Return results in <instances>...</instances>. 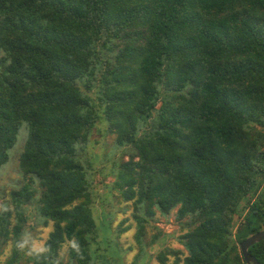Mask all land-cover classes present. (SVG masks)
Segmentation results:
<instances>
[{"label": "trees", "instance_id": "16d2710c", "mask_svg": "<svg viewBox=\"0 0 264 264\" xmlns=\"http://www.w3.org/2000/svg\"><path fill=\"white\" fill-rule=\"evenodd\" d=\"M23 127L5 264H110L98 185L132 209L138 256L175 212L186 253L159 264H246L264 229V0H0V168ZM103 134L123 155L110 184L90 152ZM34 225L51 227L41 250ZM248 252L264 264V240Z\"/></svg>", "mask_w": 264, "mask_h": 264}, {"label": "rangeland", "instance_id": "374dc122", "mask_svg": "<svg viewBox=\"0 0 264 264\" xmlns=\"http://www.w3.org/2000/svg\"><path fill=\"white\" fill-rule=\"evenodd\" d=\"M99 143L91 147L90 152L93 155H97L98 158L95 160L94 165L96 168L100 169L97 174V180L105 179L107 184H110L113 181V177H110L109 174H106L110 170V166L113 161L119 160L121 153H116L113 157L112 154V143L113 139L110 135L103 134ZM25 128H21L17 142L14 146V150L10 155L9 161L6 165L0 168V208L5 199L8 198L9 192L15 188V185L20 181L21 176L17 170V160L20 152L22 151L24 138H25ZM109 159V162H106L105 158ZM123 157V155H122ZM121 157V158H122ZM113 159V161H112ZM127 155L124 156V160H127ZM97 193L103 194V197L106 196L105 200L109 202L112 201L113 208H108L104 210L106 213L112 211L114 216L112 217V223L108 228L110 229L109 240L102 241L105 238V234L102 230L98 233V241L103 242L104 248L109 252H103L105 259L108 258L110 264H159L156 255L162 251L164 248H170L172 250H178L186 253L182 244L179 241V237L183 234L181 225L175 218V212H172L167 218L161 217L159 214H156L151 220L148 226V236L153 235L157 236V243L151 244L146 248V253L142 256H138L139 248L134 241V224L132 219V209L129 210L126 208L127 205L117 197V192H114V198L112 195H106L109 192L108 189H103L102 185H98ZM113 199V200H112ZM110 203V204H111ZM129 207V205H128ZM33 211L28 209L27 218L28 225L33 224L32 220ZM105 219L108 223L106 217L100 219ZM126 221V222H125ZM34 229L29 230L26 237V244L28 247L33 250H41L43 248L44 242L47 239L51 227L42 228L40 226H35ZM125 230V231H123ZM161 233V235H160ZM149 241V238L148 240ZM113 250V251H112ZM66 251V247L62 250V253ZM9 256V249L3 250L0 252V264H5ZM172 257L169 264L172 263Z\"/></svg>", "mask_w": 264, "mask_h": 264}, {"label": "water", "instance_id": "95a60500", "mask_svg": "<svg viewBox=\"0 0 264 264\" xmlns=\"http://www.w3.org/2000/svg\"><path fill=\"white\" fill-rule=\"evenodd\" d=\"M264 240V229L249 236L240 243V251L246 264H260L257 259L251 255L248 250L251 246Z\"/></svg>", "mask_w": 264, "mask_h": 264}]
</instances>
